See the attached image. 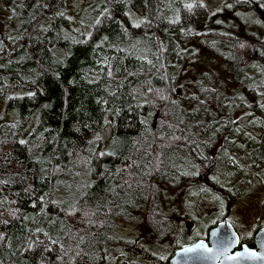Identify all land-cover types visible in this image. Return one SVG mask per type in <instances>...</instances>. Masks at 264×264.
I'll use <instances>...</instances> for the list:
<instances>
[{"label": "trees", "instance_id": "16d2710c", "mask_svg": "<svg viewBox=\"0 0 264 264\" xmlns=\"http://www.w3.org/2000/svg\"><path fill=\"white\" fill-rule=\"evenodd\" d=\"M222 3L0 0V264H169L264 190V5Z\"/></svg>", "mask_w": 264, "mask_h": 264}, {"label": "rangeland", "instance_id": "374dc122", "mask_svg": "<svg viewBox=\"0 0 264 264\" xmlns=\"http://www.w3.org/2000/svg\"><path fill=\"white\" fill-rule=\"evenodd\" d=\"M188 1H195V0H188ZM200 1L205 9L206 14L204 18L201 19L199 23L198 30H211L220 28V24H227L232 20L234 17V14L230 12L229 10L223 9V3L222 0H198ZM261 4L264 5V0H259ZM241 11L244 12L243 14L246 16V19H244V27L250 28L252 27V30H254L256 33H261L264 30V20L260 13L255 12L253 10H244ZM223 13L221 17H219V14ZM6 13L0 9V30L3 29V24L5 20ZM245 16H242V18H245ZM234 23V21H233ZM212 62V57L209 56L206 52L201 50V55L194 56L193 58H187L186 59V65L184 71L187 73H191V70H194V72L201 71L202 69L206 68L208 63ZM0 103L3 106V109L5 110V104L4 102L0 101ZM1 105H0V117L3 115V112L1 111ZM2 112V113H1ZM240 115L237 118L242 117V112H239ZM110 136H111V130L109 131V134H105L102 136V144H101V151L105 152L110 147ZM174 193L179 194L176 200V204H179V207L182 209H185V205L191 200L190 194H185L184 188L176 189L173 191ZM264 190L257 188L255 192L252 193L249 197L242 198L234 202L230 206V210L228 213L229 218L234 222V224L239 228L240 232L242 234L246 235H252L253 234V226L255 223V219L258 220V214L256 212L257 208L263 207V196ZM207 200V199H206ZM208 201V200H207ZM204 208L206 210H211L208 203H205ZM181 210V209H180ZM183 213V211L181 210ZM188 238L186 237L184 240V244L188 242Z\"/></svg>", "mask_w": 264, "mask_h": 264}, {"label": "water", "instance_id": "95a60500", "mask_svg": "<svg viewBox=\"0 0 264 264\" xmlns=\"http://www.w3.org/2000/svg\"><path fill=\"white\" fill-rule=\"evenodd\" d=\"M233 234L238 238L239 242L228 246V241L233 238ZM201 241L212 249V252H206L203 249L196 252L188 253L184 249L192 248ZM255 247L243 244L240 246V237L233 224L228 220L220 221L211 227L207 233L206 240H197L189 245L182 246L174 251L169 260L170 264H264L261 259H242L229 260L226 256L234 255L237 252H243L247 247L250 251L264 254V229H260L254 234ZM238 247V248H237ZM224 248L227 251L224 252Z\"/></svg>", "mask_w": 264, "mask_h": 264}, {"label": "snow or ice", "instance_id": "6c2138e0", "mask_svg": "<svg viewBox=\"0 0 264 264\" xmlns=\"http://www.w3.org/2000/svg\"><path fill=\"white\" fill-rule=\"evenodd\" d=\"M187 7L191 8L192 5H187ZM105 12H107V9H105ZM104 13H102L103 15ZM62 15V13H61ZM100 23V20H97V24ZM31 95V93L29 94ZM20 143H25V141H20ZM239 240L238 238H236L233 234V238L231 240L228 241V246H232L234 243H238ZM203 249L206 252H212V249L207 248V246L203 243V241H201L199 244H196L194 247L192 248H187L184 249L185 252L188 253H192V252H196L197 250ZM227 251V248H224V252ZM160 259H164V257H160ZM226 259L229 260H242V259H261L264 260V254L261 253H257L255 251H250L247 247L244 248L243 252H237L234 255H230V256H226Z\"/></svg>", "mask_w": 264, "mask_h": 264}, {"label": "flooded vegetation", "instance_id": "af4514ba", "mask_svg": "<svg viewBox=\"0 0 264 264\" xmlns=\"http://www.w3.org/2000/svg\"><path fill=\"white\" fill-rule=\"evenodd\" d=\"M257 212H258V220H257L258 222L255 223V225H254V228H253L254 229V233L258 232L260 229L264 228V199H263V207L258 208ZM236 229L238 230L237 227H236ZM238 232L241 235L239 230H238ZM254 233H253V235H254ZM253 235H251L252 236V245H249L250 247H255V244H254L255 241H254V236ZM243 244H246V243L241 242L239 247H241V245H243ZM246 245H248V244H246Z\"/></svg>", "mask_w": 264, "mask_h": 264}]
</instances>
